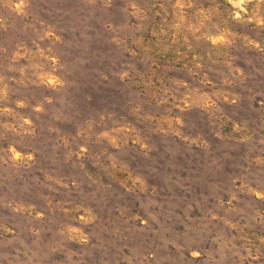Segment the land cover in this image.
Instances as JSON below:
<instances>
[{
    "label": "rangeland",
    "instance_id": "1",
    "mask_svg": "<svg viewBox=\"0 0 264 264\" xmlns=\"http://www.w3.org/2000/svg\"><path fill=\"white\" fill-rule=\"evenodd\" d=\"M0 264H264V0H0Z\"/></svg>",
    "mask_w": 264,
    "mask_h": 264
}]
</instances>
